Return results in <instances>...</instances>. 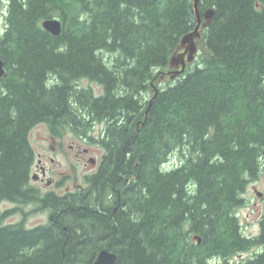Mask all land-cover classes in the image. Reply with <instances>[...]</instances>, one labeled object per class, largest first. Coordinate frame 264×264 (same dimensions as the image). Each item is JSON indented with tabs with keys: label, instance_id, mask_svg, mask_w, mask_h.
I'll return each instance as SVG.
<instances>
[{
	"label": "trees",
	"instance_id": "1",
	"mask_svg": "<svg viewBox=\"0 0 264 264\" xmlns=\"http://www.w3.org/2000/svg\"><path fill=\"white\" fill-rule=\"evenodd\" d=\"M5 1L0 206L37 203L49 218L5 223L16 209L0 207V264H91L103 248L114 264H264V217L248 237L236 214L264 160V0H201L215 14L197 58L151 103V83L196 24L192 0ZM51 17L58 36L41 26ZM39 123L102 146L86 186L57 195L30 185ZM174 150L181 160L167 167Z\"/></svg>",
	"mask_w": 264,
	"mask_h": 264
},
{
	"label": "rangeland",
	"instance_id": "2",
	"mask_svg": "<svg viewBox=\"0 0 264 264\" xmlns=\"http://www.w3.org/2000/svg\"><path fill=\"white\" fill-rule=\"evenodd\" d=\"M5 13L6 1L0 0V34L3 32L6 25ZM104 54L106 58H112V54L106 52H104ZM190 64L193 65V62ZM187 67L188 66H186V68ZM166 69L167 68L164 70ZM166 80L169 79L166 78L164 81ZM78 84L81 87H91L96 95L102 94L103 92L102 86L91 80L81 79L78 81ZM103 127V123L94 124L91 135L98 139ZM29 141L35 154L34 164L40 158L46 167H51L53 169L50 173V177L61 182L60 184L45 187V183L33 181L31 183L30 181L32 185L41 189L42 194L47 190L63 194L67 191H73L77 188L86 186L85 176L97 169L104 153V149L96 141L89 140L88 138H80L69 131L63 133L62 136L51 137L48 127L44 123H39L30 130ZM70 145H74V147L70 148ZM80 148H88L89 150V154L84 159L76 156L77 153L80 152ZM89 156L96 159L94 166L87 163V157ZM50 158H52L53 161H50ZM180 160V151L174 150L169 155L165 166H176ZM34 164L31 167L30 176L36 171ZM257 191L262 193L261 196L257 195ZM244 197L246 201L242 206L236 209V214L241 224L242 233L248 237H255L261 234L260 223L264 217V160L257 177L248 184ZM0 207L1 210L16 209L15 212L4 219L5 223L19 222L24 219L25 225L27 227H32L38 224H45L48 221L49 211L39 208L37 203L16 204L2 202ZM261 249L262 246H255L242 254L235 255L232 259L239 260L241 258H246ZM220 262V259L216 258L212 264H220Z\"/></svg>",
	"mask_w": 264,
	"mask_h": 264
},
{
	"label": "water",
	"instance_id": "3",
	"mask_svg": "<svg viewBox=\"0 0 264 264\" xmlns=\"http://www.w3.org/2000/svg\"><path fill=\"white\" fill-rule=\"evenodd\" d=\"M200 2L201 0H192L196 24L192 30L186 32L180 37L172 55L170 56L166 67L167 69L159 71L156 75L155 81L151 83L154 95L151 98L150 103L154 100L158 91L155 86L160 85L166 78L173 80L174 78L181 76L185 71L186 66L195 60L196 54L199 52L201 29L210 24L215 14L214 7H207L201 12L199 9ZM41 26L45 31L54 36H58L62 29V21L57 17L46 18L42 20ZM5 73V62L0 58V80L4 77ZM93 161L94 159L90 158V162L93 163ZM261 194L260 191H257L258 196H261ZM196 238L200 241L199 237L196 236ZM116 261L117 254L107 248H103L98 252L96 258L91 264H114Z\"/></svg>",
	"mask_w": 264,
	"mask_h": 264
},
{
	"label": "flooded vegetation",
	"instance_id": "4",
	"mask_svg": "<svg viewBox=\"0 0 264 264\" xmlns=\"http://www.w3.org/2000/svg\"><path fill=\"white\" fill-rule=\"evenodd\" d=\"M52 137V136H51ZM83 139H85V138H83ZM74 147V145H70V148H73ZM79 148V147H78ZM81 149V148H80ZM79 150V149H78ZM89 154V150H88V148H82L81 150H80V152L79 153H77V157H80V158H82V159H84L87 155ZM90 158H93L94 159V157H87V163H90L91 165H95V163H96V159H94V161H93V163L92 162H90ZM50 161H53V159L52 158H50ZM35 165V169H36V171L30 176V181H31V183H32V181L33 182H41V183H45V187H48V186H52V185H56V184H60L61 182L60 181H56L54 178H52V177H50V173H51V171L53 170L51 167H46L44 164H43V162L41 161V159L39 158L38 160H37V162L34 164ZM87 165V164H86ZM88 175H90V174H88ZM30 183V185L32 186V187H34V188H36V189H38V190H40V192H41V189L39 188V187H36V186H34V185H32ZM50 192H53V193H55V194H57V195H63V194H65V193H63V194H58V193H56V192H54V191H51V190H47V191H45L43 194H46V193H50ZM67 192H69V191H67ZM48 218H49V215H48ZM261 227V226H260ZM261 228H260V232H261Z\"/></svg>",
	"mask_w": 264,
	"mask_h": 264
}]
</instances>
